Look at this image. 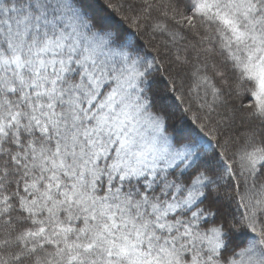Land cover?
<instances>
[{
    "label": "snow or ice",
    "instance_id": "1",
    "mask_svg": "<svg viewBox=\"0 0 264 264\" xmlns=\"http://www.w3.org/2000/svg\"><path fill=\"white\" fill-rule=\"evenodd\" d=\"M127 8L160 47L85 0H0V264H264V0ZM238 111L260 126L209 158Z\"/></svg>",
    "mask_w": 264,
    "mask_h": 264
},
{
    "label": "trees",
    "instance_id": "2",
    "mask_svg": "<svg viewBox=\"0 0 264 264\" xmlns=\"http://www.w3.org/2000/svg\"><path fill=\"white\" fill-rule=\"evenodd\" d=\"M90 0H85V3L89 9V11H91L94 15H96L93 11H92V6L89 3ZM119 3L121 0H118ZM118 1L117 3L115 2V0H95V2L99 3L102 5V10H101V14L97 15V16H101L104 15L105 16V11L107 10L108 13H110L112 15L111 17V21H110V26L113 27H118V28H122L124 31L129 32L134 34L133 35V39L134 41L139 44L144 51H149L151 52L154 48L160 47L161 44L157 41L156 44L154 42V40L151 38V36L154 37V33L150 30L145 28L143 25L141 26V30L139 32H137V26L135 23H133V21L131 19H128V17L134 16L135 15V11H129L127 6L124 5L120 8L118 7ZM127 1V0H126ZM130 1V0H128ZM139 1L141 0H131V2L133 3L134 9H138L140 6ZM109 23V22H108ZM159 39H164V37L156 34ZM152 42V43H151ZM184 84L185 88L183 90H180L176 93V97L178 99L173 100L172 103V111L175 113V117L178 120L180 118V121L184 122L182 128H185L187 131H192V132H198V124L200 123L199 120H194L193 117L196 115H202V113L197 112V108H196V102H195V94L194 93H188V88L191 85V80L189 78H185L184 80ZM254 99V98H251ZM251 99L249 97V94L245 93L243 94L241 97L239 98H233L232 103L235 105V107L237 109H239V106L241 103L247 104L249 102H251ZM181 101H184L183 104H181ZM189 103L192 104V108L190 111L184 112L181 109L182 108H188L189 107ZM179 105V107H178ZM238 113L243 114L241 112L238 111ZM244 115V114H243ZM172 123H175L176 126L179 127L178 124H180L179 122L175 121L173 118ZM171 130V129H170ZM208 129H205V132H207ZM222 132H224V130H221ZM234 132V131H233ZM235 136L237 135L236 131L233 133ZM223 136L221 137V141H220V145L217 146L216 140L213 139V137L211 136H206L205 139L206 140H210L213 148H215V151H213L212 148L207 149V155L209 158L213 157L216 155L217 152H226V154H228L229 156H231V153L235 150V145L240 141H238L236 138H233V140H235V145L234 147L231 145H227L224 146L223 145ZM233 170L238 172V165L233 166ZM237 179H240L239 176H237ZM259 179H264V177H260ZM221 187L219 188V195L220 193H224L223 189H226L227 192L230 191L231 189V180L227 177V175H225L224 181L221 182ZM216 194L213 193L210 195V198L208 201H205V205H210L212 200L215 199ZM225 196L224 194H221L220 197L221 199L218 201V203L216 205H214L213 207H219V206H223L225 205L227 202L225 201V199H223V197ZM204 206V205H202ZM231 207L232 209H234L236 207V203L235 201L231 202ZM241 243H244L245 241H243V239L241 238L240 240Z\"/></svg>",
    "mask_w": 264,
    "mask_h": 264
},
{
    "label": "rangeland",
    "instance_id": "3",
    "mask_svg": "<svg viewBox=\"0 0 264 264\" xmlns=\"http://www.w3.org/2000/svg\"><path fill=\"white\" fill-rule=\"evenodd\" d=\"M117 1L118 0H115V2L117 3ZM141 1H139V3H140ZM89 3L91 4V6H92V11L96 14V15H100L101 14V10L103 9L102 8V5L101 4H99V3H97V2H95V0H90L89 1ZM129 4H132L133 5V3L131 2V0L130 1H126V0H121L120 1V3H119V1H118V7L120 8V10H121V7L124 5V8H125V6H128ZM135 7V6H134ZM105 16L104 15H101V16H103L104 17V19L106 20V21H108L109 22V25H110V21H111V17H112V15L110 14V13H108L107 12V10L105 11ZM122 29V28H121ZM151 38L154 40V42H155V44H156V42L158 41L159 43L163 40V39H159V37L155 34L154 35V37L153 36H151ZM152 43V42H151ZM185 78H186V76L184 77V80H185ZM185 82V81H184ZM184 84V83H183ZM179 85V87H180V90H183L184 88H185V85ZM242 116H244L243 114H240V113H238L237 112V118H236V121H235V123H234V125L232 126V128H230V129H228L227 130V132H226V135L227 136H229V137H231L232 139H231V142L229 143V145H231L232 144V146L234 147V145L237 143H235V140H233V138H236V137H238V136H240L241 134H242V132L244 131V129L245 128H247V127H249V126H251V125H255V126H257V127H259L260 126V124H259V121L258 120H255V121H253V120H250V119H248V118H243V119H241V117ZM174 120L175 121H177V122H179L180 124H178L179 125V127H182L183 126V123L184 122H182V121H180V118L177 120L176 119V117L174 116ZM236 131V133H237V135L235 136L233 133ZM240 143V142H239ZM235 146H238V143L235 145ZM223 190H225V191H223L224 193H225V195L228 193L227 192V190L226 189H223ZM224 193H220V195L221 194H224Z\"/></svg>",
    "mask_w": 264,
    "mask_h": 264
}]
</instances>
